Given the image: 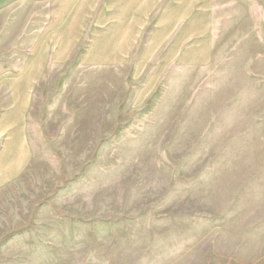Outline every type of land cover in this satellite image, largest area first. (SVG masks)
<instances>
[{"label":"rangeland","instance_id":"1","mask_svg":"<svg viewBox=\"0 0 264 264\" xmlns=\"http://www.w3.org/2000/svg\"><path fill=\"white\" fill-rule=\"evenodd\" d=\"M0 264H264V0H0Z\"/></svg>","mask_w":264,"mask_h":264}]
</instances>
